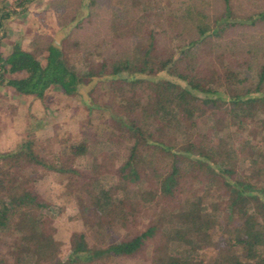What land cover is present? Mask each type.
<instances>
[{"label": "trees", "instance_id": "16d2710c", "mask_svg": "<svg viewBox=\"0 0 264 264\" xmlns=\"http://www.w3.org/2000/svg\"><path fill=\"white\" fill-rule=\"evenodd\" d=\"M212 1L46 0L64 36L0 53V83L27 101L24 136L0 150V264H264V0ZM83 118L111 150L85 135L56 148ZM48 130L50 147L35 139Z\"/></svg>", "mask_w": 264, "mask_h": 264}, {"label": "rangeland", "instance_id": "374dc122", "mask_svg": "<svg viewBox=\"0 0 264 264\" xmlns=\"http://www.w3.org/2000/svg\"><path fill=\"white\" fill-rule=\"evenodd\" d=\"M163 1V0H161ZM170 1H177V0H170ZM185 1V0H182ZM219 0H213L214 9L217 8V3ZM258 2H261L260 0H257ZM46 0H0V14H5L4 17L0 18V53L2 55H5L10 51L12 48V45L16 42H19L22 47L26 48L29 45L30 38L33 34L36 32H47L49 35H55L59 33L60 35L64 36V33L60 29V20H58L56 15L53 13L51 8H46L41 11V4L43 7V4ZM183 3V2H182ZM237 9L243 8L244 4L242 1L237 0ZM47 7V6H46ZM105 5L102 2H99L98 9L96 10L99 14L98 18L101 16L103 12H105ZM70 6L67 7V13H70ZM88 19H85L84 22L79 21L76 24V27H84L85 34L88 31H91L89 27L95 28L97 26V23L93 20L95 19L93 16H89ZM93 31V30H92ZM255 34L259 36L257 33L264 32V29H256ZM76 34L75 31L72 32V35L74 36ZM260 37V36H259ZM66 34L63 39H66ZM81 42H78L79 45L83 43V39ZM71 41H66V44H70ZM80 54H82V60H90L91 58L95 57V59H98L101 57V53H95L94 55L91 54L90 56L87 55L85 49L80 48L78 51ZM85 52V54H83ZM72 53V50H71ZM92 56V57H91ZM2 73V70H0V74ZM3 78H7L8 76H18V74H3ZM19 96V97H18ZM27 102L23 97H21L19 94H17L12 88H9L6 86V84L0 83V150H5V148H9L10 146H15L24 136L25 131V124L20 118H15L16 115H22V107ZM34 106V112L35 111ZM93 114H91L92 116ZM81 125H86L85 118L81 119ZM110 132H115L116 134L119 133V130L117 128H109L107 129ZM97 131V129H96ZM95 132V127H92L89 129L88 126H85L82 132L77 131H69L66 135L61 137L58 141H56V148L60 151H68L69 145L71 141L76 138L77 136L85 135L89 142V147L91 153L94 152V150H98L100 148H108L112 149L110 145L106 142H100L101 137L98 135V133ZM24 138V137H23ZM35 139L37 141L44 139L48 146H52L53 141L50 140V133L49 130L45 134H38ZM48 147V157H51V151ZM10 149V148H9ZM119 160H121V157L118 159L117 157L112 158L111 160H108L109 166L106 167L109 171L106 173V179L107 180H114L115 175L112 172L114 169L113 167L118 164ZM25 170V171H24ZM20 174H30L32 171L29 169H24ZM104 173V174H106ZM104 174L102 176H104ZM34 179L32 180L33 186L40 190V192H43L52 202H54L57 205H62L64 207L65 215L74 216L76 212L78 211V208L76 206L74 197L70 194H60V191L62 192L63 187H61L59 181L54 180L52 175L45 171H33V175L30 176ZM10 194H13L15 192V189L13 187H10L9 190ZM70 220V219H69ZM105 264H148L146 257L138 256L137 258H131V259H112L106 262Z\"/></svg>", "mask_w": 264, "mask_h": 264}]
</instances>
